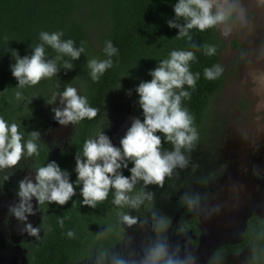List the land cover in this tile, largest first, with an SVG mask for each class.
<instances>
[{"label":"trees","instance_id":"obj_1","mask_svg":"<svg viewBox=\"0 0 264 264\" xmlns=\"http://www.w3.org/2000/svg\"><path fill=\"white\" fill-rule=\"evenodd\" d=\"M175 3L176 0H0V118L17 124L22 134L21 143L30 137L32 131L39 132L37 154L24 157L33 170L55 161L61 169L69 172L70 181H74V156L81 150L84 140L94 137L101 129L110 138L112 103L120 97L132 100L131 120H142L135 86L142 80H150L148 71L155 68L159 60L167 58L170 51H193L196 59L189 62V70L199 72L200 78L194 89L185 86L190 98L181 101L194 117L198 132L194 149L186 153L190 163L182 170H174L171 177L165 178L162 187L144 186L142 181L138 182L132 194L150 192L151 201L146 200L136 209L120 211L136 218L147 216L156 221L165 218L168 221L166 228L171 226L177 232H189L192 236L190 243L196 247L200 238L198 218L181 198L188 194L190 184L198 176L200 180L203 177L202 172L209 162L208 152L212 144L209 142L214 140L219 127L214 113V98L222 90L226 73L217 79L206 80L203 69L219 64L224 44L216 28L203 32L195 28L189 30L191 41L186 37L177 38L178 30L169 28L166 23L174 18L172 5ZM234 18L232 15L229 21ZM178 22L183 23V20ZM41 31L62 32V40L72 39L74 47L83 46L84 52L78 60L71 61L72 70L65 72L60 69L57 76L26 86L22 90L24 99L17 101L14 96L17 81L9 69V65L14 63L11 50H16L21 57L30 55L31 48L39 43ZM108 40L117 48L118 54L111 57L112 66L93 82L89 77L87 60L105 59L103 48ZM190 44L197 47L191 48ZM205 44L214 45L216 53L204 55L202 46ZM45 52L47 58L55 55L48 47ZM66 86L76 88L78 94L85 96L89 105L97 108L98 112L91 120L71 124L66 141L53 152L41 132L50 120L54 103H59L57 95L51 105L47 104L52 100V92L59 93ZM162 148L170 150L171 145L162 141ZM193 165H196L195 169ZM122 172L129 175L126 169ZM0 182L17 190L19 181H3L0 175ZM74 190L76 194L62 206L54 202L39 206L40 239L20 242L26 264H84L90 260L97 263L101 252L106 255L122 241L125 224L118 220L117 208L111 204V190L95 208L81 205L79 186L74 184ZM32 202L37 208L34 198ZM62 218L63 228L57 224V220ZM69 229L74 232L72 238L66 235ZM242 253L246 254L242 264H264V214L249 212L238 239L219 243L210 251L204 264H229L231 258Z\"/></svg>","mask_w":264,"mask_h":264},{"label":"clouds","instance_id":"obj_2","mask_svg":"<svg viewBox=\"0 0 264 264\" xmlns=\"http://www.w3.org/2000/svg\"><path fill=\"white\" fill-rule=\"evenodd\" d=\"M258 3L264 4V0H258ZM172 8L174 18L166 23L169 28L178 30L177 38L186 37L191 41L189 30L193 28L200 32L218 28L223 37H228L232 31L229 20L236 9L234 0H176ZM239 14L243 19V9L239 10ZM181 19L183 23L178 22ZM62 35L59 31L39 32V43L31 48L30 55L21 57L16 50H11L14 63L9 65V69L17 81V90L14 93L17 101L24 99L22 90L26 86H34L42 79L57 76L60 69L67 72L74 68L71 61L78 60L84 48L74 47L72 39L62 40ZM46 47L55 53L51 58H47ZM190 47L196 48L197 45L190 44ZM202 48L206 56L216 53L214 45L205 44ZM103 52L105 59L87 60L89 77L93 82L112 66L111 57L118 54L117 48L110 40L105 41ZM195 59L193 51L172 50L167 58L159 60L155 68L148 71L151 79L140 81L134 88L136 103L143 119L131 120L130 126L119 140V146L114 145L102 129L97 131L94 137L84 140L81 150L74 156V181H70L69 172L61 169L55 161L35 168L33 177L26 175L21 179L16 191L18 202L9 206L8 211L23 223L22 230L39 240L41 225L33 227L31 223L26 222L27 216L35 215V211L41 210L39 206L46 202L64 205L76 194L74 184L79 186L81 205L90 208H95L98 202L104 201L111 190V204L117 208L118 220L129 226L136 223V217L120 210L136 209L146 200L151 201L150 192L140 191L132 194L137 183L142 181L144 186L162 187L165 178L171 177L174 170H182L190 163L186 153L194 149L198 132L194 117L182 106L181 101L190 98V92L185 86L194 89L196 81L200 78L199 72L193 73L189 70V62ZM222 72L221 65L213 64L203 69V76L206 80H214L219 78ZM57 95L59 106L53 107L51 111L53 120L59 125H74L81 120H91L97 116L98 109L91 107L87 98L78 94L76 88L66 86L59 93L52 92V100L47 104L51 105ZM39 136L38 131H32L30 137L21 143L22 134L18 131L17 124L0 118V171L13 169L22 156L27 158L37 154L36 141ZM162 141L164 144H170L171 149L162 148ZM195 167L196 165H193L194 169ZM124 169L129 175H123ZM7 179L8 175H5L3 181ZM33 198L38 206L36 210L33 208ZM181 199L182 203L191 209L198 203L199 197L185 194ZM57 224L63 228L64 219H58ZM167 225L165 218L156 221L158 231ZM66 235L72 238L74 232L69 229ZM104 258L105 254L101 252L97 264H102ZM193 259L191 255L181 259L178 255L170 254L165 243H156L146 251L144 264H193ZM113 264L125 262L113 257Z\"/></svg>","mask_w":264,"mask_h":264},{"label":"rangeland","instance_id":"obj_3","mask_svg":"<svg viewBox=\"0 0 264 264\" xmlns=\"http://www.w3.org/2000/svg\"><path fill=\"white\" fill-rule=\"evenodd\" d=\"M234 3L230 35L223 37L216 28L224 44L219 64L222 73H226L222 90L214 98L219 127L214 140L209 142L212 143L209 162L203 177L200 180L198 176L188 189L189 195L199 197L192 207L200 229L198 245H191L189 232L180 233L169 226L159 233L155 219L137 217L133 225L125 224L122 242L107 254L102 264H113V257L125 264H144L146 251L156 243H165L169 253L181 259L191 255L193 264H203L219 243L238 239L249 212L264 213V4L258 0H234ZM58 106V102L53 105ZM132 107L133 101L122 97L111 105L109 135L116 146L130 124ZM52 117L51 111L41 135L54 152L66 141L71 124L59 125ZM0 175L2 180L8 175L7 180L20 181L26 175L33 177L34 170L21 157L13 169H4ZM16 191L0 182V264H25L20 242L35 239L22 230L23 223L8 211L9 206L18 202ZM39 219V212L35 211V215L27 216L26 222L38 227ZM245 258L243 253L231 258L229 264H242ZM85 264L97 263L91 260Z\"/></svg>","mask_w":264,"mask_h":264},{"label":"flooded vegetation","instance_id":"obj_4","mask_svg":"<svg viewBox=\"0 0 264 264\" xmlns=\"http://www.w3.org/2000/svg\"><path fill=\"white\" fill-rule=\"evenodd\" d=\"M263 214H264V213H263ZM263 214H261V215H263ZM246 216H247V215H246ZM244 220H245V219H244ZM243 225H244V223H243ZM124 234H125V233H124ZM123 237H124V236H123ZM191 238H192V236H191ZM24 240H30V239H24ZM122 240H123V238H122ZM121 242H122V241H121ZM121 242H120V243H121ZM120 243H119V244H120ZM119 244H118V245H119ZM116 246H117V245H116ZM116 246H115V247H116ZM192 246H193V245H192ZM20 247H21V246H20ZM21 248H22V247H21ZM114 249H115V248H114ZM114 249H112V250H114ZM22 250H23V249H22ZM112 250H110V251H112ZM110 251H109V252H110ZM23 252H24V250H23ZM109 252H108V253H109ZM108 253H107V254H108ZM107 254L105 255V257L107 256ZM242 254H243V253H242ZM24 257H25V255H24ZM104 259H105V258H104ZM245 259H246V258H245ZM90 261H91V260H90ZM93 261H94V260H93ZM87 262H88V261H87ZM87 262H85V263H87ZM85 263H84V264H85ZM102 263H103V262H102ZM25 264H26V261H25ZM203 264H204V263H203Z\"/></svg>","mask_w":264,"mask_h":264}]
</instances>
